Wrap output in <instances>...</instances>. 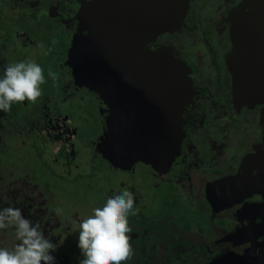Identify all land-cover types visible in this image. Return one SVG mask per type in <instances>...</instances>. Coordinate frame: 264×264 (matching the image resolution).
<instances>
[{
	"label": "flooded vegetation",
	"instance_id": "obj_1",
	"mask_svg": "<svg viewBox=\"0 0 264 264\" xmlns=\"http://www.w3.org/2000/svg\"><path fill=\"white\" fill-rule=\"evenodd\" d=\"M93 1L53 0L50 5L43 3V7L36 9L38 14L46 13L55 20L56 31L60 29L62 34L66 33L68 42L63 47L67 57L63 64L70 68L76 86L79 84L67 63L68 51L76 34L86 36L91 32V28H82L86 25H82L80 18L83 16L80 15L86 4ZM258 2L188 0L179 28L159 33L127 53L128 60H136L141 53L160 50L161 55V50L165 48L161 61L164 67H160L162 75L158 76V82L148 80L147 76L135 75L140 71L139 68L129 69L126 80H130L127 86L132 89L133 95L126 101L120 102L119 96L112 94V90L98 86L101 81H96L97 88H93L92 83L78 86L83 89L82 97L87 94L91 96L96 107L93 109L97 113L100 111V116L104 117L99 118L102 122L98 125L101 140L106 138L109 128L111 101H116L113 103L114 108L125 113L147 115L148 122L144 124L149 129H157L158 142L162 141L163 131L168 124L167 112L180 105L179 151L169 167L165 165L163 144H158L159 147L156 146L153 151L140 152L148 154L149 158L123 153L118 149L119 140L112 147L113 159L107 158L103 152L99 153L110 167L127 174L129 180L140 170L144 175L140 177L155 181L148 182L154 192L162 193V197L157 198L155 208L179 207L181 210L186 206L189 219L191 210L197 217H204L205 230L185 231L188 236L172 242L170 247L184 244L183 241H192L194 245L200 242L201 246L196 245L198 247L194 253L198 252V256L202 257V264L234 258H245L246 264L252 260L264 264V104L251 101L246 103L235 97L234 77L230 68L232 53L237 46L233 40L240 47L248 46L244 32L238 33L240 31L235 28L238 13H251L257 8ZM47 6L48 11H45ZM4 40V35L0 36V51L4 50ZM147 70L149 73L156 71L149 67ZM115 89H123V86H115ZM99 95H105V98L101 99ZM3 126L8 125L4 123ZM146 140L151 141V136ZM89 142L93 140L89 139ZM227 177H231L230 181L220 187L217 182ZM198 180L203 183L200 193L210 207H206L210 211L209 216L205 214L206 210L200 211L190 201V198H194L195 183ZM214 183L209 192L208 188ZM138 204L135 203L134 207ZM224 209L229 210V213L218 215Z\"/></svg>",
	"mask_w": 264,
	"mask_h": 264
},
{
	"label": "rangeland",
	"instance_id": "obj_2",
	"mask_svg": "<svg viewBox=\"0 0 264 264\" xmlns=\"http://www.w3.org/2000/svg\"><path fill=\"white\" fill-rule=\"evenodd\" d=\"M52 1L0 0V23L9 21L7 25L10 27L19 26L20 33L29 38L28 45L22 42L24 49L21 44H17L12 56L14 61L23 58L41 62L45 50L44 36L35 31L39 21L30 10L36 11L37 7L40 9L44 6L43 3L50 5ZM48 7L45 11H48ZM59 30L52 41L57 52L53 60L57 65L55 69H44L46 80L41 85L42 95L35 102L25 100L14 103L12 113L3 118L8 126H5L1 135L0 188L24 186L26 190H34L37 197H46L48 210L55 217L53 221L60 224V227L54 228L52 236L58 238L61 232V244L56 251L58 264H67L68 259L69 264H79L78 257L82 255L77 247L80 220L91 212L93 205L120 188L132 191L135 203H139L135 207V214L129 216L132 255L122 264H202V257L198 256V252L194 253V249L201 246L198 240L195 243L198 246L192 241L182 240L184 244L170 247L172 242L188 236L185 231L205 230L204 217H197L191 210L189 217L193 220L189 219L186 206L181 210L179 207L155 208L157 198L162 197L161 192H154L150 188V184L155 181L140 177L144 176L140 170L134 175L135 178L129 180L127 174L110 167L100 154L105 152L107 141L106 138L101 140L99 136L98 125L102 122L99 118L104 117L100 116V111L97 113L93 109L96 107L91 96L87 94L82 97V87L74 84L70 68L63 64L67 54L62 45L68 39L66 33L62 34ZM5 31L8 30L0 26V36ZM6 64L0 58V70ZM49 71L56 73L55 79L48 75ZM99 96L105 98V95ZM89 139L93 142H89ZM195 187L194 198L189 197L192 206L198 207L200 211L206 210L205 214L209 216L210 211L206 208L209 207L208 203L200 193L203 183L198 180ZM228 213L229 210L224 209L218 215ZM5 237L0 241L3 246L10 248L14 238ZM181 253L185 261L180 260Z\"/></svg>",
	"mask_w": 264,
	"mask_h": 264
},
{
	"label": "water",
	"instance_id": "obj_3",
	"mask_svg": "<svg viewBox=\"0 0 264 264\" xmlns=\"http://www.w3.org/2000/svg\"><path fill=\"white\" fill-rule=\"evenodd\" d=\"M258 1L257 8L251 13H238L235 28L240 31L238 33L244 32L248 46L240 47L233 40L237 46L232 53L230 68L234 77L235 97L246 103L251 101L264 104V0ZM187 5L188 0H94L87 3L80 19L82 25H86L82 28H91V32L86 36L76 34L68 51L67 63L72 68L75 81L81 86L92 83L93 88H97L96 81H101L98 86L112 90V94L119 96L120 102L133 95L132 89L127 86L130 80H126L131 67L140 69L135 73L138 77L147 76L148 80L158 82V76L162 75L160 67L163 66L161 61L165 48L161 50V55L160 50L148 53L140 51L141 56L136 60H128L127 53L159 33L179 28ZM123 65L125 66L122 67ZM148 67L156 71L149 73ZM177 75L176 71L175 76ZM168 80L170 81L169 77ZM118 85H122L123 89L116 90L115 86ZM107 96L110 99L109 93ZM115 102H110L107 146L104 152L107 158L113 159L112 147L117 140L120 141L118 149L123 153L144 158H149L148 154L141 153L153 151L158 144H163L165 165L169 167L179 151L180 105L167 112L168 126L163 131L162 141L158 142L157 129H149L144 124L148 122L147 115L125 113L114 108ZM262 123L264 124V107ZM148 136H151V141L146 140ZM230 179L231 177H227L217 183L223 187ZM213 185L215 183L208 188L209 192ZM213 264H246V259L234 258ZM248 264L258 263L252 260Z\"/></svg>",
	"mask_w": 264,
	"mask_h": 264
},
{
	"label": "clouds",
	"instance_id": "obj_4",
	"mask_svg": "<svg viewBox=\"0 0 264 264\" xmlns=\"http://www.w3.org/2000/svg\"><path fill=\"white\" fill-rule=\"evenodd\" d=\"M48 75L56 78L52 71ZM45 80L44 70L35 60L9 63L0 70V111H10L14 103L25 100L35 102ZM134 205V193L127 188L113 190L93 205L79 222V264H122L129 259L133 251L129 216L135 214ZM10 227L17 243L12 248L0 246V264H56V246L39 224L18 207H0V229Z\"/></svg>",
	"mask_w": 264,
	"mask_h": 264
},
{
	"label": "trees",
	"instance_id": "obj_5",
	"mask_svg": "<svg viewBox=\"0 0 264 264\" xmlns=\"http://www.w3.org/2000/svg\"><path fill=\"white\" fill-rule=\"evenodd\" d=\"M21 4V3H20ZM25 7V6H23ZM31 8V7H29ZM27 10H30V9ZM30 12L34 15L33 17L36 18L39 21V24L37 26V30L35 31L38 33H42L44 36L45 46H44V52L42 54L41 62L39 63L43 70L46 67L54 68L55 65H57L56 61L53 60L56 57V53L54 51L52 41L55 36V32L57 30V25L55 20L52 18H49L48 14L40 12L38 14L35 10H30ZM9 22V21H8ZM8 22H1L0 26L8 31L4 32V38L5 40L2 41L4 43V50L0 51V58H2L4 61H6V66L9 63H14L12 59V56L15 53V48L17 47V44H21L24 42V44L28 45V41L26 35L23 33H20V27H10ZM24 37V38H23ZM23 47V45H22ZM63 47V45H62ZM65 48V46L63 47ZM24 49V47H23ZM23 53V50H22ZM23 60V58H22ZM53 69V70H54ZM60 67H58V70ZM12 113V110L3 112L0 111V143L1 138L4 133V121L3 118L6 114ZM58 138H56L54 141H56ZM65 143V141H63ZM93 161V160H92ZM91 161V162H92ZM91 164V163H90ZM18 207L22 210L23 214L31 219L34 223H38L40 226L41 231L44 232L45 236L50 239L54 245L56 246V251L59 248L60 244L59 241L61 240V232L58 234V238L52 237L53 236V230L55 227H60L59 222H54V216L52 213L48 210V201L46 197L43 195L41 198L36 196V192L34 190H26L24 186H18V187H12L8 189L0 188V207ZM7 235L9 238H14V243L12 245H9L10 248L14 247V245L17 243L15 238V232L13 228L8 229H0V239L2 237H5ZM6 238V237H5ZM7 240V239H6ZM16 241V242H15ZM0 246L2 245V241H0ZM56 251L54 255L56 256ZM58 257V256H56ZM180 260L185 261V257L183 254H180ZM56 264H58V259L56 261ZM67 264H69V259L67 261Z\"/></svg>",
	"mask_w": 264,
	"mask_h": 264
}]
</instances>
